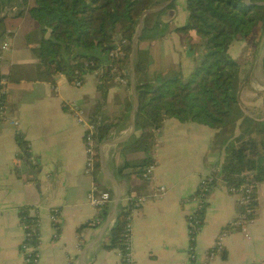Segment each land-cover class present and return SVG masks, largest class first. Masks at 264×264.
<instances>
[{
    "label": "crops",
    "instance_id": "1",
    "mask_svg": "<svg viewBox=\"0 0 264 264\" xmlns=\"http://www.w3.org/2000/svg\"><path fill=\"white\" fill-rule=\"evenodd\" d=\"M159 11L153 10L140 21L136 42L144 25H152L153 15ZM162 18L174 29L185 26L186 0H178L176 9ZM24 26L29 28L30 22L4 37L9 48L0 67L7 91L6 108L0 116V264H23L25 234L20 212L25 208H29L30 216L40 219L38 264H121L120 254L106 251L105 245L115 218L129 206L132 264H264V184L257 188L259 218L255 222L234 228L240 215L239 198L222 187L207 199L201 232L194 241L189 237L187 217L200 209V202L190 198L205 181L219 174L226 145L241 136L240 120L233 117L227 125L231 133L227 128L212 130L192 122L166 120L148 146V153L134 152L129 147L143 134L141 124H135L137 87L151 73L177 72L179 67L183 78L188 79L201 58L187 43L190 36H195L193 33L171 32L154 49L153 44H136L126 68L128 88L115 83L109 86L100 115H115L120 120L99 146L97 171L91 176L85 172L83 130L61 109V104H75L87 119L99 116L97 77L84 74L82 87L75 88L67 74L50 70L49 75L34 57L33 50L40 40L24 45ZM262 40L257 30L253 41L260 44ZM238 44L232 43L229 52ZM188 48L195 53L193 58L187 57ZM250 58L242 64L249 74V88L239 89L236 85L240 105L235 114L242 112L250 118L260 115V120L253 119L263 121L264 95L256 92L264 93L258 80L261 69L256 77L255 68L250 74ZM22 143L36 159L38 165L30 163L33 168L22 160ZM149 157L155 162L150 181L122 176L120 169L139 166ZM94 185L110 197L108 216L101 222L98 210L87 200ZM160 188L166 190V196L152 201ZM94 222L97 228H83ZM226 227L230 228L227 232ZM217 247L220 251L209 261ZM190 255L194 256L192 263Z\"/></svg>",
    "mask_w": 264,
    "mask_h": 264
},
{
    "label": "trees",
    "instance_id": "2",
    "mask_svg": "<svg viewBox=\"0 0 264 264\" xmlns=\"http://www.w3.org/2000/svg\"><path fill=\"white\" fill-rule=\"evenodd\" d=\"M177 1L0 0V46L4 37L11 36L20 25L29 21V28L23 29L40 37L38 47L33 50L40 64H55L56 70L67 74L71 83L75 80V73L101 70L97 88L100 94L98 105L102 107L98 109L99 116L87 119L95 125L98 152L114 123L118 124L120 120L115 115H100L112 84L110 69L117 65L126 74L129 55L143 17L161 9L153 15L155 22L144 25L141 33L140 44H153V49L158 48L171 32L182 35L192 32L195 36H190L187 43L201 54V58H198L190 77L184 79L179 67L177 72L151 73L146 82L137 87L139 110L135 124H141L143 134L134 139L129 147L134 152L148 153V146L155 141L166 120L192 122L212 130L226 129L233 117L241 121V136L226 145L219 174L205 181L190 198L200 202V209L187 217V221L193 224L191 236L196 238L203 228L208 197L222 187L239 190L244 186H254L250 203L239 208L242 218H238L234 228H244L259 218L257 188L264 184V161H261V158L264 159V120L256 121L242 112L235 114L240 105L236 83L243 63L233 60L228 52L234 42L252 41L257 30L264 39V0H186V24L174 29L171 24L164 23L162 17L176 9ZM114 35H123L120 48L114 43ZM259 45L255 43L253 59ZM115 51L125 54L124 58L113 62L109 56ZM1 62L0 59V67ZM261 73L264 78V61ZM130 107L128 115L132 111V105ZM20 145L24 151L22 160L33 168L26 145ZM154 165L153 158L149 157L139 166H125L120 171L125 179L134 177L144 180V170ZM98 212V221L106 220L107 209ZM131 214V206L119 213L105 245L106 251L120 254L121 264H128L126 254ZM22 218L34 232L36 219L30 217L29 208L20 212ZM92 227L97 228V222L88 223L83 228ZM224 230L227 232L230 228ZM194 246L195 243H192ZM190 252L194 254V249L191 248Z\"/></svg>",
    "mask_w": 264,
    "mask_h": 264
},
{
    "label": "built area",
    "instance_id": "3",
    "mask_svg": "<svg viewBox=\"0 0 264 264\" xmlns=\"http://www.w3.org/2000/svg\"><path fill=\"white\" fill-rule=\"evenodd\" d=\"M9 44L7 40H4L2 45L0 46V59H3L4 53L8 50ZM135 49V45L133 46L131 53L129 55V59L133 58V50ZM125 54H122L119 51L112 52L110 54V59L115 62L118 61L121 58H124ZM86 67V66H85ZM88 72V71H86ZM92 74L99 76L101 74V70L91 72ZM83 74L75 73V80L73 81L72 85L75 88H80L83 85L82 77ZM110 75L112 76V83L117 84L120 87L128 88V80L126 78V74H124L120 68L116 65L110 69ZM55 93H58V89H54ZM7 91H6V81L3 79L2 76H0V116L4 113L6 108L5 103V97H6ZM61 109L66 112L71 118H73L78 126H80L83 130L84 135V142H85V152H86V165H85V172L87 175H94L97 171L96 167V140L94 138L95 133V125L88 121L86 116H84L83 111L76 106L73 103H62ZM29 161L32 164H36V159L30 157ZM154 169L153 167H147L144 170L143 179L145 181H150L152 177ZM246 176H250V173H246ZM226 189L231 193L239 198V205L240 207L247 206L251 201V194L253 192L254 186L248 185L240 188L239 190L229 189L226 187ZM166 190L164 188H160L157 193H154L153 197L151 198L152 201L159 200L160 198H164L166 196ZM87 200L89 205L98 211L105 210L108 205L110 204V197L106 192H102L98 187L95 185L92 187L90 192L87 195ZM34 219H36V229L34 232H31V227L26 222L25 218H22L20 221V225L23 228L25 238L24 243L22 244V249L24 251V260L23 264H38V260L40 258V242H39V227H40V219L38 216H30ZM238 218H242L241 215H239ZM189 232H190V239L194 241V238L191 236V228L193 226L192 223H189ZM128 232L130 236V226H128ZM130 239V237H129ZM33 242H36L34 244ZM128 247H127V254H126V260L128 264H132L129 256L131 254L130 248H129V240H128ZM220 251V247H217L215 250L211 252L212 256H209V261L212 259L213 255L216 252ZM191 263L194 262V256L190 255Z\"/></svg>",
    "mask_w": 264,
    "mask_h": 264
},
{
    "label": "rangeland",
    "instance_id": "4",
    "mask_svg": "<svg viewBox=\"0 0 264 264\" xmlns=\"http://www.w3.org/2000/svg\"><path fill=\"white\" fill-rule=\"evenodd\" d=\"M182 12V8L179 6V9H178V14H181ZM25 29H28V27L24 26ZM190 34L192 35V32H190ZM24 45H27L29 43H35L36 40H40V37H38V35L34 34V33H26V32H23L22 33V37H21ZM264 40V39H263ZM262 40V42L260 43L259 45V49L257 50L255 56H254V59L252 58V54H253V50L255 49V41H249L248 43H240L237 45V48L233 49L231 52H228L229 55L231 56V58L233 60H237L238 62L240 63H244L246 61L245 58H247V60L249 59V57H251V63L248 67V70H249V73L251 74L255 68V65L257 64L259 58L261 57V54H262V50H263V47H264V41ZM136 44L137 42L134 44L135 47H136ZM232 49V48H231ZM229 48V51L231 50ZM135 52V49L133 50V53ZM34 57L38 60V57L36 56V54H34ZM43 68V70H46L48 72V74L50 75V70L51 71H54L56 70V67H55V64H51V63H47V64H40ZM55 67V68H54ZM167 73V71H165ZM165 73V74H166ZM261 74L262 73H259V84H260V88L264 90V78L261 77ZM97 77V80H98V77L99 76H96ZM237 85V88L239 89H247L249 88V74L248 72L245 73L244 71V68L242 67L239 71V74H238V81L236 83ZM98 87V86H97ZM98 90V88H97ZM99 101V100H98ZM101 105H97V108L98 109H101ZM261 116L260 115H254L253 118L256 119V120H260ZM225 128H227L226 130L231 133L232 132V129L231 128H228V126H225ZM209 180V179H208Z\"/></svg>",
    "mask_w": 264,
    "mask_h": 264
},
{
    "label": "water",
    "instance_id": "5",
    "mask_svg": "<svg viewBox=\"0 0 264 264\" xmlns=\"http://www.w3.org/2000/svg\"><path fill=\"white\" fill-rule=\"evenodd\" d=\"M163 9V8H162ZM112 31V30H111ZM114 43H115V45H116V47H118V48H120L121 47V44H122V38H123V35H114ZM140 39H141V32L139 33V35H138V38H137V43L138 42H140ZM112 50V49H111ZM186 55H187V57L188 58H193L194 57V55H195V53L194 52H191V49L190 48H188V50H187V52H186ZM263 61H264V51H263V53H262V55H261V57L259 58V61H258V63H257V65H256V67H255V70H254V76L256 77L257 76V74H258V72L260 71V69H261V66H262V64H263ZM256 90V89H255ZM256 92H257V94H263L264 95V93H262L261 91H258V90H256ZM136 114L138 113V105H137V101H136ZM37 164V163H36ZM38 165V164H37Z\"/></svg>",
    "mask_w": 264,
    "mask_h": 264
}]
</instances>
